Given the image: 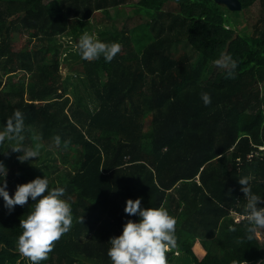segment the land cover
<instances>
[{
  "label": "trees",
  "instance_id": "16d2710c",
  "mask_svg": "<svg viewBox=\"0 0 264 264\" xmlns=\"http://www.w3.org/2000/svg\"><path fill=\"white\" fill-rule=\"evenodd\" d=\"M238 1L247 32L233 18L239 11L214 0H0V125L20 110L21 136L51 150L26 166L15 141L0 143L7 191L44 176L72 209L70 230L40 264H111L109 240L137 219L124 212L137 198L176 218L168 264H264L238 182L247 177L264 199V0ZM84 33L119 43V53L82 59ZM224 56L235 69L213 72ZM18 73L27 77L9 82ZM32 207L8 213L0 198V264H31L17 239Z\"/></svg>",
  "mask_w": 264,
  "mask_h": 264
},
{
  "label": "clouds",
  "instance_id": "9594fccd",
  "mask_svg": "<svg viewBox=\"0 0 264 264\" xmlns=\"http://www.w3.org/2000/svg\"><path fill=\"white\" fill-rule=\"evenodd\" d=\"M77 48L84 60L93 61L103 57L106 62H111L119 53L121 45L116 42L105 43L84 33ZM215 63L221 67L230 65L232 70L236 67L235 62L228 56L218 59ZM228 75L232 76L231 70ZM201 99L205 106L211 103V97L207 92L201 93ZM24 119V113L16 110L3 125H0L2 129L0 143L5 139L16 141V145L11 149L22 153L18 157L21 163L36 159L40 155L39 144L35 147H24L21 143L24 139L21 136ZM55 142L59 145V136L55 137ZM7 175V168L0 161V198L8 213L14 210V206H24L29 200L33 204L27 217L20 220L22 234L17 239L18 251L27 257L31 264H40L48 258L53 243L72 226V209L63 198L65 189L63 187L50 189L48 179L43 176L17 185L10 196L7 191ZM238 182L243 186L241 191L246 199L247 232L251 234L257 229L264 230V207H258L264 203V199L251 190L247 177L241 178ZM124 212L127 216H135L137 219L127 220L122 226L121 234L110 238L108 256L111 264H168L166 252L176 247V218L164 208L142 207L140 198L127 200Z\"/></svg>",
  "mask_w": 264,
  "mask_h": 264
},
{
  "label": "rangeland",
  "instance_id": "374dc122",
  "mask_svg": "<svg viewBox=\"0 0 264 264\" xmlns=\"http://www.w3.org/2000/svg\"><path fill=\"white\" fill-rule=\"evenodd\" d=\"M130 1L132 3H137L140 0H130ZM251 10L254 13H257L259 11L258 7H255L253 9H251ZM259 14L261 15V13H259ZM245 15L242 12H240V11L237 14H233V18H235V21L237 22V27H238L239 32H245V31L247 32L248 29L250 28V24H251L252 21L248 22L246 20V18H245ZM248 18H249V15H248ZM127 22H128V20H127ZM129 22L130 23L128 24V27H132L134 25H137L139 23V20L137 18H135V19H130ZM19 35H20V31H15V32L11 33L10 42H11V49L13 51H18L19 50V45L21 44V41H22V40H20V36ZM24 36H26V35H24ZM92 37L94 39L98 38L97 35L95 36L94 33H93ZM182 50H188V49L183 47V46L182 47H178V51L179 52L182 51ZM62 56L70 63L71 57L67 53L62 54ZM213 68H214L213 72H220V71L223 70L224 67L216 65ZM67 71H68V68L64 66V68L62 70V73H64V75H65L67 73ZM26 77H24L23 74L18 73L16 75H13L12 77H10L8 80L11 83L12 82L15 83V82H18V81L22 80L23 78H26ZM5 81H6V79H5ZM78 88L81 90V93H82L83 96L86 95V93L83 92V90L85 88L83 87V84L80 82V80L78 81ZM263 91H264V89H263ZM86 99H87L86 102H88V98H86ZM93 107H94V105L92 104V106L89 109L93 110ZM145 123H146L145 130L147 131V130H149V128H148L149 127V120H147ZM30 130L31 131H35V129L33 127H31ZM21 143H22V145L24 147H35L37 145V143H35V141L32 138L28 139V137H24V142H21ZM53 144L55 146L56 142H54ZM14 145H16V141L14 142ZM12 146L13 145H10V148ZM39 150H40L39 157H37L36 159L33 158V159L29 160V161L23 162L22 164L26 165V166H29L30 162L33 163V164H35L37 161H38V163H40L41 161H42V163L47 162V159H48L47 157H49V156H46V155L48 153H50L51 150H48V147H45V148L40 147ZM261 150H264V147H262ZM12 152L14 154V151H12ZM235 217H236V221H238V219H240L239 216H235ZM257 238L260 241V243H262L264 245V230L257 231ZM22 257L26 258L23 255H22Z\"/></svg>",
  "mask_w": 264,
  "mask_h": 264
},
{
  "label": "water",
  "instance_id": "95a60500",
  "mask_svg": "<svg viewBox=\"0 0 264 264\" xmlns=\"http://www.w3.org/2000/svg\"><path fill=\"white\" fill-rule=\"evenodd\" d=\"M216 4L226 8L230 12L240 11L241 3L238 0H214Z\"/></svg>",
  "mask_w": 264,
  "mask_h": 264
}]
</instances>
